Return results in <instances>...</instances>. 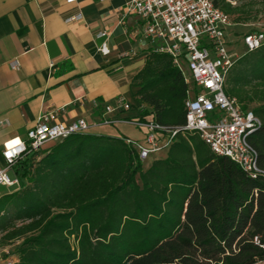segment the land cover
<instances>
[{"label":"trees","instance_id":"trees-1","mask_svg":"<svg viewBox=\"0 0 264 264\" xmlns=\"http://www.w3.org/2000/svg\"><path fill=\"white\" fill-rule=\"evenodd\" d=\"M213 1L233 23L255 18L253 0ZM131 85L139 116L184 125L186 83L168 54L149 50ZM225 90L254 105L247 139L264 169V43L237 58ZM124 138L74 133L14 166L20 188L0 195V245L20 241L13 264H264L262 177L196 131L146 168Z\"/></svg>","mask_w":264,"mask_h":264},{"label":"crops","instance_id":"crops-1","mask_svg":"<svg viewBox=\"0 0 264 264\" xmlns=\"http://www.w3.org/2000/svg\"><path fill=\"white\" fill-rule=\"evenodd\" d=\"M127 1L0 0V151L7 140L24 139L41 113L62 122L84 118L91 125L86 132L103 134V125L93 123L104 106L136 100L131 78L149 47L142 21L125 12ZM78 13L80 19L66 21ZM103 44L106 54L99 50ZM12 60L19 63L16 70ZM107 115L131 118L138 112ZM143 137L144 130L131 139Z\"/></svg>","mask_w":264,"mask_h":264},{"label":"built area","instance_id":"built-area-1","mask_svg":"<svg viewBox=\"0 0 264 264\" xmlns=\"http://www.w3.org/2000/svg\"><path fill=\"white\" fill-rule=\"evenodd\" d=\"M65 1L71 3L75 0ZM227 1L236 3L235 0ZM125 12L142 21L141 36L149 50L168 54L183 75L186 83L185 122L181 127H166L153 118L148 120L139 115L112 118L107 114L131 107L119 98L116 106H104L102 115L93 125L127 122L144 130L141 141L124 138L141 161L167 149L177 132L196 131L213 153L228 157L249 177L264 179V169L257 163L256 150L247 139L261 121L225 90L227 75L240 56L231 51L226 39L227 30L234 24L230 15L215 6L213 0H128ZM80 18L78 13L66 21ZM104 34L105 31H101L98 36ZM263 43L264 33L261 31L247 32L242 36L245 51H252ZM99 50L104 54L109 52L104 44ZM9 66L16 70L19 63L12 60ZM90 126L84 118L62 122L55 119L54 113H41L24 139L11 138L4 143L0 151V186L19 189L20 178L13 172L19 161L37 153L47 143L86 132ZM253 241L259 243L257 236Z\"/></svg>","mask_w":264,"mask_h":264},{"label":"rangeland","instance_id":"rangeland-1","mask_svg":"<svg viewBox=\"0 0 264 264\" xmlns=\"http://www.w3.org/2000/svg\"><path fill=\"white\" fill-rule=\"evenodd\" d=\"M253 12L251 13L255 18L248 20L244 23L237 22L234 23L228 30L226 39L229 44L231 51L235 52L238 56L245 52V48L242 44V36L247 32L261 31L264 33V0H253ZM130 109L136 111L139 108L137 101L133 98L130 103ZM254 105L250 104L248 109H252ZM146 119H151L152 115L147 114ZM98 131H101L103 134L110 136H128L130 138H141L143 136V130H139L135 126L127 122H120L112 125H103L99 128ZM141 140V139H139ZM54 142L47 143L43 149L39 150L37 153H40L42 150L47 149ZM166 153V149L161 150L157 153H154L150 158L142 161L144 168L148 167L152 159L163 157ZM40 155V154H39ZM37 155V157H39ZM13 189V187L6 188L0 186V195L7 193V190ZM20 241H12L7 245H0V264H6L8 262H15L17 260L16 248Z\"/></svg>","mask_w":264,"mask_h":264}]
</instances>
